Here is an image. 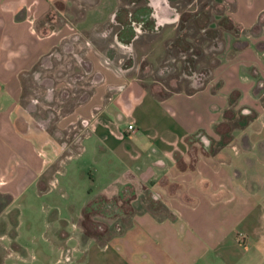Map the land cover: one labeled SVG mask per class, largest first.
<instances>
[{"label":"crops","instance_id":"1","mask_svg":"<svg viewBox=\"0 0 264 264\" xmlns=\"http://www.w3.org/2000/svg\"><path fill=\"white\" fill-rule=\"evenodd\" d=\"M67 1L0 0V242L8 248L2 263L264 264V0H217L243 30L224 34L220 64L207 86L160 98L133 82L128 95L97 113L76 152L63 154L59 165L86 161L79 174L69 169L60 182L44 171L53 161L46 143L22 131L18 117L21 73L58 44L49 31L37 34V19ZM147 1L156 28H176L179 13L169 0ZM119 2L105 16L86 12L79 25L89 32V25L109 17L122 23ZM242 109L251 112L248 122L236 118ZM199 131L218 148L191 153L188 141ZM77 179L85 185L77 190L76 183L69 194L65 186ZM125 188L136 195L126 206L124 227L88 235L90 204L116 199ZM34 205L45 212V223L35 228L37 244ZM25 213L31 221L24 231ZM66 247L70 256L62 260Z\"/></svg>","mask_w":264,"mask_h":264},{"label":"rangeland","instance_id":"2","mask_svg":"<svg viewBox=\"0 0 264 264\" xmlns=\"http://www.w3.org/2000/svg\"><path fill=\"white\" fill-rule=\"evenodd\" d=\"M101 1L68 0L55 4L49 12L38 18L37 34L43 36L49 31L52 36L57 37L58 44L51 54L42 57L31 70L21 73L23 88L19 127L25 133L35 135L46 143L44 149L49 151L53 161L43 165L44 171L52 173L60 182L64 180V175L69 169L80 173L79 169L86 161L83 157L80 160H68L61 165L59 161L64 157L63 154L72 155L76 152L80 138L89 132L92 122H97V113L105 112L107 103L117 96L121 99L128 95L127 88L133 82L140 85L151 83L156 88L164 85L165 80L171 85L176 82L172 77L175 75V61L172 56H162L163 41L172 38L174 29L167 26L168 28L158 33L142 31L139 20L143 17V12L136 11L139 5L137 1L134 0V3L132 0H120L118 9H125L122 23L109 17L105 23L96 22L97 24L93 23L95 25H89L88 32L79 25L86 12L105 16L112 9L114 0ZM128 21L131 25H126ZM131 32L133 39L128 35ZM151 65H160L159 72L153 71L154 67ZM195 71L181 73L180 78L189 82L183 85L189 88L201 85L206 77L200 74L199 70ZM190 72L191 75L188 74ZM134 96L132 93V98ZM246 112L248 110H239L241 116H236L237 120L243 123L248 120L251 112ZM110 121L113 120H108ZM210 138L202 132L192 135L188 141L190 147H193L191 153L200 154L201 150L209 152L211 146L212 149L218 148V142ZM94 175L98 180V173L94 171ZM60 182L59 190L63 189ZM74 182L72 186H65L69 194H72L76 187L79 190L80 185H85L84 181L81 183L78 179ZM89 185L92 189L96 187V183ZM59 190L58 193L54 190L53 195L58 199L59 205L66 206V200L61 199ZM135 191L133 188H125L124 193L117 195L116 199L101 198L91 203L87 209L88 221L84 222L86 233L106 236L120 231L125 225L123 218L127 215L124 214L127 212L126 206L136 195ZM153 196L150 195L153 200L155 197L160 198L158 195L154 198ZM40 206H33V227L30 228L36 236V244L41 242V236L35 228L42 227L45 223V212ZM21 219V226L25 231L31 221L29 214L23 215ZM4 245L0 242V264H4L2 259L8 252ZM63 251L62 260L70 256L71 249L66 247Z\"/></svg>","mask_w":264,"mask_h":264},{"label":"trees","instance_id":"3","mask_svg":"<svg viewBox=\"0 0 264 264\" xmlns=\"http://www.w3.org/2000/svg\"><path fill=\"white\" fill-rule=\"evenodd\" d=\"M132 1L134 2V0ZM136 1L139 4L136 11L139 13L143 12V17L139 20L142 31H155L158 33L168 28H156L155 20L151 15L152 10L147 0ZM169 2L179 13V22L174 29L175 33L172 38L166 42L165 40L163 41L162 56L169 58L172 56L175 61L173 63L175 75L172 77L176 79V82L171 85L167 83L168 80H165L163 82L165 84L158 88L151 83L143 84L160 98L182 90L187 93H193L207 86L214 77L215 69L220 64V57L225 47L224 34L227 32L234 36H239L242 35L243 30L233 22L230 15L225 13L227 4L217 0H169ZM217 16L219 17L218 20H216ZM126 25H131V22H126ZM245 33L248 34L250 32L247 30ZM130 38H133V36L131 35ZM151 67H154L153 71L156 73L160 70V65L158 67L151 65ZM188 70L191 72L199 70V73L206 77L202 80L203 82L201 81L202 83L200 82L201 85L190 88L185 84L183 85V83L189 84V82L180 78V75L183 72H188ZM191 72L188 74L191 75ZM146 78L142 77V79ZM152 81L156 80L152 79ZM219 85L220 82L215 84V86Z\"/></svg>","mask_w":264,"mask_h":264},{"label":"built area","instance_id":"4","mask_svg":"<svg viewBox=\"0 0 264 264\" xmlns=\"http://www.w3.org/2000/svg\"><path fill=\"white\" fill-rule=\"evenodd\" d=\"M126 129L128 132H133L135 130V127L133 124L128 123Z\"/></svg>","mask_w":264,"mask_h":264}]
</instances>
